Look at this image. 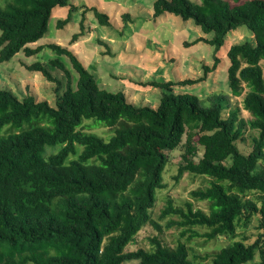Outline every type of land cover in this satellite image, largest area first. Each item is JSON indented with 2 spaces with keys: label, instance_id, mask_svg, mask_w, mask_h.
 <instances>
[{
  "label": "trees",
  "instance_id": "16d2710c",
  "mask_svg": "<svg viewBox=\"0 0 264 264\" xmlns=\"http://www.w3.org/2000/svg\"><path fill=\"white\" fill-rule=\"evenodd\" d=\"M54 7L68 10L57 20L58 29L78 11L71 0H0V62L19 51L31 56L43 49L29 44L46 34ZM92 9L100 24H109L105 13ZM165 12L213 33L188 43L212 45L213 64L203 65L196 79L140 83L160 89L155 107L100 87L72 50L54 42L46 45L56 54L50 66L39 61L27 66L56 82L53 104L0 88V264H196L181 240L169 247L152 236L150 249L126 250L146 224L162 231L150 214L155 190L165 187L166 152L179 146L183 152L173 177H209L207 186L189 193L207 201L208 211L191 200L176 205L168 196L159 215L167 218L164 228L180 229L179 237L187 240L233 239L210 264H264V0H154L151 18ZM82 20L71 40L84 33ZM242 25L252 38L226 49V78L229 95L242 96L248 117L229 107L226 95L176 93L174 87L202 81L214 70L226 35ZM59 55L69 58L74 84ZM50 67L66 75L61 92ZM85 121L107 125L109 138L83 127ZM247 130L251 149L243 153L238 141ZM198 147L202 154L195 160ZM49 148L56 150L48 153ZM253 219V240L235 239L237 228ZM195 227L206 230L200 234Z\"/></svg>",
  "mask_w": 264,
  "mask_h": 264
},
{
  "label": "rangeland",
  "instance_id": "374dc122",
  "mask_svg": "<svg viewBox=\"0 0 264 264\" xmlns=\"http://www.w3.org/2000/svg\"><path fill=\"white\" fill-rule=\"evenodd\" d=\"M154 0H71L78 7L72 19L62 29L56 27V22L67 14V7H54L48 23V31L30 47L43 45L39 53L25 56L22 51L16 53L10 60L0 62V88L10 89L20 98L26 94H34L37 100L46 99L54 103L56 82L46 79L41 72L31 70L27 66L35 61L48 65L49 60L56 54L46 45L57 43L74 52L83 65L94 74L98 85L108 91L122 90L127 99L135 105H151L155 107L159 102L160 89L143 86L140 83L150 81L196 79L203 74V65L211 67L213 64V46L203 41L192 43L198 37L210 38L212 32H203L191 19L183 20L171 13H163L156 19L151 18ZM199 3L200 0H190ZM95 8L108 16L109 24L102 25L94 15ZM128 15V17L124 15ZM83 19V20H82ZM83 21V34L71 40V34L78 32L79 22ZM252 35L246 26L242 25L228 32L224 44L216 52L219 62L214 70L208 71L206 78L191 85L176 86V93L189 92L205 98L216 92L228 96L229 107H237L240 116L248 117L242 109V96H230L227 85L226 68L228 59L226 49L233 43L250 40ZM65 69L68 70L75 83L76 73L66 55L58 56ZM264 71V60L261 61ZM50 73L59 79L62 91L66 82L65 73L50 67ZM206 103V102H204ZM226 104V102H225ZM95 121L93 119H88ZM91 121L83 122L82 126L106 138L111 134L107 125L91 126ZM104 124V123H102ZM244 139H239L238 147L243 153L251 149L250 132L247 130ZM183 137L182 144L184 143ZM56 149H47L53 152ZM183 146L167 151L168 161L162 171L165 187L155 190V203L151 209V218L156 221L162 231L158 232L152 224H146L136 234L133 243L126 246V250L137 248L150 249V238L157 236L162 244L173 247L181 240L189 247V258L196 264H210L212 255L221 247L232 242L228 236H220L207 240L204 236L179 237L180 229L176 227L164 228L167 218H159L165 205L166 197L170 196L174 204H181L191 200L195 208L208 211L207 201H197L190 198V191L208 185L207 176L184 173L178 180L174 179L180 163ZM202 154V147H198L194 157L198 160ZM169 218V217H168ZM175 219V217H172ZM257 221L253 219L247 226L237 228L236 238L246 236L247 243L253 240ZM200 234L206 229L194 228ZM131 260L123 264H134Z\"/></svg>",
  "mask_w": 264,
  "mask_h": 264
}]
</instances>
